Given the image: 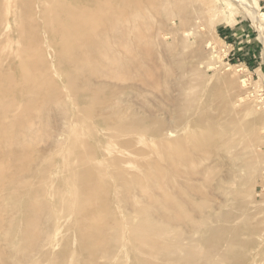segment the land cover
<instances>
[{
  "label": "rangeland",
  "instance_id": "rangeland-1",
  "mask_svg": "<svg viewBox=\"0 0 264 264\" xmlns=\"http://www.w3.org/2000/svg\"><path fill=\"white\" fill-rule=\"evenodd\" d=\"M76 263L264 264V0H0V264Z\"/></svg>",
  "mask_w": 264,
  "mask_h": 264
},
{
  "label": "bare ground",
  "instance_id": "bare-ground-1",
  "mask_svg": "<svg viewBox=\"0 0 264 264\" xmlns=\"http://www.w3.org/2000/svg\"><path fill=\"white\" fill-rule=\"evenodd\" d=\"M91 1H92V0H91ZM74 2H75V1H74ZM85 2H86V1H85ZM65 3H66V2H65ZM93 3H94V2H93ZM126 3H127V1H126ZM91 4H92V3H91ZM63 5H64V4H63ZM65 6H66V5H65ZM65 6H64V7H65ZM94 6H95V5H94ZM87 7H88V6H87ZM87 7H86V8H87ZM84 8H85V7H84ZM62 11H63V10H62ZM64 11H65V10H64ZM73 11H74V10H73ZM79 11H82V12H83V10H79ZM86 11H87V10H86ZM85 13H86V12H85ZM87 13H88V11H87ZM71 14H72V13H71ZM109 14H110V13H109ZM80 15H81V14H80ZM111 15H112V14H111ZM113 15H114V14H113ZM120 15H121V14H120ZM72 16H73V15H72ZM114 16H116V14H115ZM70 17H71V16H70ZM107 17H108V16H107ZM112 17H113V16H112ZM79 18H80V17H79ZM97 18H98V17H97ZM99 18H100V17H99ZM119 18H120V17H119ZM70 19H71V18H70ZM81 19H82V18H81ZM91 19H92V18H91ZM71 20H72V19H71ZM112 20H113V19H112ZM98 21H99V20H98ZM115 21H116V20H115ZM78 22H79V21H78ZM88 22H90V21H88ZM111 22H112V21H111ZM113 22H114V21H113ZM83 23H84V20H82V25H84ZM72 24H74V23L72 22ZM65 25H66V24H65ZM75 25H77V23H75ZM90 25H91V23H90ZM66 26H67V25H66ZM77 26H78V25H77ZM64 27H65V26H64ZM67 27H69V26H67ZM79 27H81L80 24H79ZM70 28H71V27H70ZM70 28H69V29H70ZM72 29H73V28H72ZM81 29H82V28H81ZM65 30H66V29H65ZM70 30H71V29H70ZM88 30H89V29H88ZM90 30H91V29H90ZM75 31H76V29H75ZM82 31H85V32H86V30L84 29V26H83V30H82ZM68 32H69V31H68ZM73 32H74V31H73ZM89 32H90V31H88V32H86V33H89ZM65 33H66V32H65ZM76 33H77V32H76ZM77 34H78V33H77ZM82 34H83V33H82ZM82 34H81V35H82ZM71 36H72V35H71ZM76 36H77V35H76ZM84 38H86V37H84ZM85 41H86V40H85ZM63 45H64V44H63ZM51 49H52V48H51ZM3 69H4V68H3ZM93 178H94V177H92V179H93ZM83 179H86V178H83ZM85 182H86V181H85ZM91 183H92V181H91ZM91 183H90V184H91ZM88 185H89V184H88ZM84 191H85V190H84ZM84 193H85V192H84ZM82 195H83V194H82ZM87 196H88V195H87ZM88 197H90V196H88ZM74 206H75V205H74ZM84 206H85V205H84ZM88 206H89V205H88ZM94 213H95V212H94ZM92 217H93V216H92ZM94 219H95V218H94ZM92 221L94 222L95 220H92ZM92 221H90L89 223H91ZM93 222H92V223H93ZM96 222H97V221H96ZM94 223H95V222H94ZM94 223H93V224H94ZM141 225H142V224H141ZM88 229H89V228H88ZM147 230H149V229H147ZM147 232H148V231H147ZM155 233H156V231H155ZM156 235H157V234H156ZM158 236H159V235H158ZM158 236H157V237H158ZM160 236H161V235H160ZM149 238H151V236H150ZM141 239H142V238H141ZM75 261H76V260H75ZM76 264H77V263H76Z\"/></svg>",
  "mask_w": 264,
  "mask_h": 264
}]
</instances>
